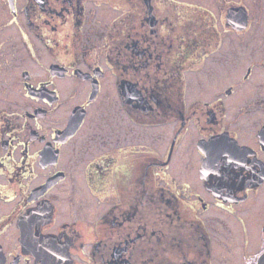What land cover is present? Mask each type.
I'll use <instances>...</instances> for the list:
<instances>
[{"label": "flooded vegetation", "instance_id": "af4514ba", "mask_svg": "<svg viewBox=\"0 0 264 264\" xmlns=\"http://www.w3.org/2000/svg\"><path fill=\"white\" fill-rule=\"evenodd\" d=\"M30 212L47 264H264V0H0V264Z\"/></svg>", "mask_w": 264, "mask_h": 264}, {"label": "water", "instance_id": "95a60500", "mask_svg": "<svg viewBox=\"0 0 264 264\" xmlns=\"http://www.w3.org/2000/svg\"><path fill=\"white\" fill-rule=\"evenodd\" d=\"M35 212H30V214H26L21 221L20 224V230H21V239L22 243L27 246L33 255L36 258V263L35 264H47L45 261L49 259L47 255H45L44 250L42 249V245H50L53 243V240L47 238L46 240H41L39 238V234L36 232V227L30 222L32 219H34ZM30 218V221H29ZM50 251V250H48ZM46 251V252H48ZM58 252L57 250L51 251V253H56Z\"/></svg>", "mask_w": 264, "mask_h": 264}, {"label": "rangeland", "instance_id": "374dc122", "mask_svg": "<svg viewBox=\"0 0 264 264\" xmlns=\"http://www.w3.org/2000/svg\"><path fill=\"white\" fill-rule=\"evenodd\" d=\"M209 26L211 27V30L214 28V26H215V21H214V19H212V20H210V22H209ZM212 32V31H211ZM230 35H228L226 38H225V43H229L230 42ZM255 42H258V41H256L255 40ZM94 204H95V210H97V208H98V204H96L95 202H94ZM61 205L62 206H64V208H67V206H66V204H65V202H62L61 203ZM235 227V226H234Z\"/></svg>", "mask_w": 264, "mask_h": 264}]
</instances>
